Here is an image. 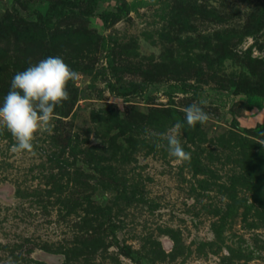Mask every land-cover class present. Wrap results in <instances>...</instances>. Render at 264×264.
<instances>
[{
    "label": "rangeland",
    "instance_id": "rangeland-1",
    "mask_svg": "<svg viewBox=\"0 0 264 264\" xmlns=\"http://www.w3.org/2000/svg\"><path fill=\"white\" fill-rule=\"evenodd\" d=\"M49 56L80 79L34 151L0 127V264H264V0H0V104Z\"/></svg>",
    "mask_w": 264,
    "mask_h": 264
},
{
    "label": "clouds",
    "instance_id": "clouds-1",
    "mask_svg": "<svg viewBox=\"0 0 264 264\" xmlns=\"http://www.w3.org/2000/svg\"><path fill=\"white\" fill-rule=\"evenodd\" d=\"M79 79L80 73L60 56L46 57L13 76L10 89L0 104V127L6 128L16 140L13 152L34 151L37 133L52 131L56 107L70 99L69 81ZM202 104L192 103L183 109L189 127L209 121L210 115ZM183 128L184 122L178 120L171 131L163 135L168 152L177 164L188 162L191 157L179 139Z\"/></svg>",
    "mask_w": 264,
    "mask_h": 264
},
{
    "label": "trees",
    "instance_id": "trees-1",
    "mask_svg": "<svg viewBox=\"0 0 264 264\" xmlns=\"http://www.w3.org/2000/svg\"><path fill=\"white\" fill-rule=\"evenodd\" d=\"M102 21H104L103 19H101Z\"/></svg>",
    "mask_w": 264,
    "mask_h": 264
}]
</instances>
